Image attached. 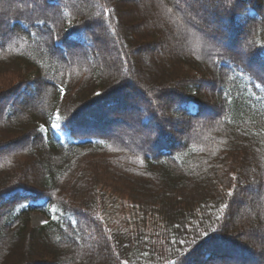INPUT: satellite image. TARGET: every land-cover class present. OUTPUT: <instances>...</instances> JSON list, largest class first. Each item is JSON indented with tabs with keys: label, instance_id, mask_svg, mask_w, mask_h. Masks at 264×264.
I'll return each mask as SVG.
<instances>
[{
	"label": "trees",
	"instance_id": "1",
	"mask_svg": "<svg viewBox=\"0 0 264 264\" xmlns=\"http://www.w3.org/2000/svg\"><path fill=\"white\" fill-rule=\"evenodd\" d=\"M141 1L0 0V264H264V0Z\"/></svg>",
	"mask_w": 264,
	"mask_h": 264
},
{
	"label": "rangeland",
	"instance_id": "2",
	"mask_svg": "<svg viewBox=\"0 0 264 264\" xmlns=\"http://www.w3.org/2000/svg\"><path fill=\"white\" fill-rule=\"evenodd\" d=\"M133 2L137 5L136 7L139 6V8H140V6H141L140 4L142 2L141 0H135V1L133 0ZM151 3L154 5V3L152 1H151ZM131 7H133V6L131 5ZM0 70H3V69H0ZM13 75H16V74L11 73V72H5L3 74H0V85L4 84L6 82V79L10 78ZM253 191L254 190H252L251 188L248 189L245 192L246 196H252ZM244 200H245V198H244ZM242 203L240 205H243ZM124 209H125V206H124V203H122V201H120L119 203H115L113 206L110 207V209L108 211H106V217L112 218L114 220H116V219L118 220L119 217L117 216V214L119 212L123 213ZM236 209H237V207H236ZM48 220H49V218L43 213L34 212V213L30 214V225L32 227L40 226V225L46 223ZM246 242H247V244L250 245L249 240H247Z\"/></svg>",
	"mask_w": 264,
	"mask_h": 264
},
{
	"label": "snow or ice",
	"instance_id": "3",
	"mask_svg": "<svg viewBox=\"0 0 264 264\" xmlns=\"http://www.w3.org/2000/svg\"><path fill=\"white\" fill-rule=\"evenodd\" d=\"M192 19H195V17H192ZM43 21H41L42 23ZM61 91H63V89H61ZM51 120V126L54 127V128H60L61 127V116H60V113L59 111L56 112L55 114V117L54 118H50ZM63 122H64V125L67 126L68 124H70V120H68V118H63ZM231 194V193H229ZM169 264H176L175 261H169Z\"/></svg>",
	"mask_w": 264,
	"mask_h": 264
},
{
	"label": "bare ground",
	"instance_id": "4",
	"mask_svg": "<svg viewBox=\"0 0 264 264\" xmlns=\"http://www.w3.org/2000/svg\"><path fill=\"white\" fill-rule=\"evenodd\" d=\"M251 252H253V250H251Z\"/></svg>",
	"mask_w": 264,
	"mask_h": 264
}]
</instances>
